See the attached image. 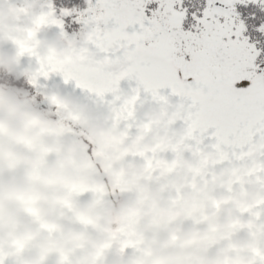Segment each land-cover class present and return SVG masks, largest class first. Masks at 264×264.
<instances>
[{
    "label": "snow or ice",
    "instance_id": "obj_1",
    "mask_svg": "<svg viewBox=\"0 0 264 264\" xmlns=\"http://www.w3.org/2000/svg\"><path fill=\"white\" fill-rule=\"evenodd\" d=\"M85 2L84 8L57 10L54 0H0V7L7 6L15 21L12 26L0 17V40L9 42L15 52L16 75L11 69L6 74L22 77L31 89L33 106L50 109L55 117L42 121L38 114L32 116L27 120L32 134L19 142L44 161L54 152L49 140L58 152L65 140L83 135L87 116L57 94L62 86L70 89L64 91L107 113L114 129V135L100 140L86 138L90 158L104 159L107 146L120 159L128 155L142 159L149 176L171 175L183 167L184 154L189 153L197 161L189 170L193 189L215 179L218 168L230 170V192L234 186L243 189L255 183L260 189L257 197L237 202L248 223L233 224V232L247 233L248 243L242 251L233 249L229 264H264V67L257 63L264 49L246 35L248 25L237 9L238 4L247 7L251 2L264 10V0H206L199 14H191L195 22L187 29L183 0ZM66 17L80 25L78 32H67ZM51 27L58 30V44L41 38L40 33ZM256 31L264 34V23ZM145 106L162 119L141 124ZM5 110L14 109L0 92V138L9 135L2 119ZM177 126L181 134L170 138ZM133 128L142 136L129 148ZM144 137H153V142L144 143ZM167 152L175 157L171 166L160 158ZM104 171L113 177L110 189L94 187L83 178H59L65 192L59 206L74 212L73 201L83 193L103 201L130 190L110 164ZM26 211L44 232H54L34 203ZM78 220L91 224L83 216ZM137 223L135 218L118 223L97 252L95 264H103L104 249L113 243L122 253L138 251ZM27 248L21 239L0 243V264H25ZM62 260L68 264L66 256Z\"/></svg>",
    "mask_w": 264,
    "mask_h": 264
},
{
    "label": "rangeland",
    "instance_id": "obj_2",
    "mask_svg": "<svg viewBox=\"0 0 264 264\" xmlns=\"http://www.w3.org/2000/svg\"><path fill=\"white\" fill-rule=\"evenodd\" d=\"M0 17L14 26L7 6L0 7ZM72 27V26H71ZM74 28V29H72ZM68 27L69 34L79 27ZM41 38L48 43L59 41L55 27L46 28ZM0 92L11 102L12 107L20 101L19 109L5 110L2 119L7 124L8 136L0 138V243L7 245L13 239H21L28 245L25 264H95L98 251L110 240L111 232L118 223L135 218L141 241L140 249L122 253L119 245L104 249L103 264H229L233 249L243 250L248 243L245 231L233 232V224H247L241 216L237 202H251L260 192L255 183L242 189L234 186L228 191L230 170L218 168L215 179L207 184L200 182L192 187L190 169L197 161L189 153L184 154L183 167L171 175L149 174L139 157L128 155L118 158L117 152L105 147L104 159L90 158L86 138L100 140L114 135L108 114L94 109L83 98L57 90V94L74 109L87 116L83 135L69 138L44 161L37 153L27 150L18 138L27 137L32 130L22 113L39 115L42 121L53 120L52 110L35 108L27 84L23 78L6 73L9 69L16 75L15 52L7 41L0 40ZM25 58L23 63L28 64ZM127 86L126 84L124 85ZM66 90V91H64ZM27 100V103L24 101ZM141 124L148 120H160L161 114L145 106L140 111ZM162 135L164 133H161ZM181 134L179 126L170 133V138ZM142 132L133 128L127 146L133 147ZM144 143H152L153 137H144ZM160 158L172 165L173 153H161ZM123 176L130 190L117 193L98 201L91 192L83 193L73 201L74 212L62 209L58 201L65 196L59 178H83L94 187L111 188L113 177L104 171L106 165ZM34 203L41 219L54 226L52 234L44 232L27 213L26 208ZM217 205L219 207L217 208ZM202 220L200 225L197 219ZM212 214L213 217H206ZM78 216L91 221L85 226ZM214 218L222 230L209 228L208 220ZM204 227H202V226Z\"/></svg>",
    "mask_w": 264,
    "mask_h": 264
},
{
    "label": "trees",
    "instance_id": "obj_3",
    "mask_svg": "<svg viewBox=\"0 0 264 264\" xmlns=\"http://www.w3.org/2000/svg\"><path fill=\"white\" fill-rule=\"evenodd\" d=\"M54 3L57 6V10H59L61 7H79L84 8L86 7L85 0H54ZM184 6L188 8V16L187 19L184 22V27L187 29L189 28L195 21L192 19V13L197 12L199 14L198 10H202L203 7L206 4V0H183ZM152 7H155V4L151 5ZM238 11L242 13V18L246 21L248 25V32L246 35L250 37L252 41H258L257 47L264 49V34L256 31V27L264 23V10H261V7L259 5H254L251 2H249L248 6L245 7L243 5L238 4L237 5ZM252 13H255V17L251 15ZM66 25L70 28L72 27H79V24H76L72 21L70 17H66ZM72 26V27H71ZM74 29V28H72ZM257 63L261 64V67H264V53L261 54L260 57L257 59ZM194 216L191 217V220L193 217H195V214H192ZM213 217L212 214H207L206 217ZM196 218V217H195ZM197 219V223L200 225V222H203L202 220ZM202 226V225H201ZM209 228L212 230L220 231L223 229L221 224L216 221L214 218H211L208 220ZM203 227V226H202ZM204 228V227H203Z\"/></svg>",
    "mask_w": 264,
    "mask_h": 264
},
{
    "label": "clouds",
    "instance_id": "obj_4",
    "mask_svg": "<svg viewBox=\"0 0 264 264\" xmlns=\"http://www.w3.org/2000/svg\"><path fill=\"white\" fill-rule=\"evenodd\" d=\"M58 43H59V41L56 42V44H58ZM24 103H27V100H25ZM13 107H15L16 109H19V107H20V101L18 100ZM22 115L25 116L26 119H30L32 116H34L31 113H26V112L25 113H22ZM4 125H5V127H7L6 122L4 123Z\"/></svg>",
    "mask_w": 264,
    "mask_h": 264
}]
</instances>
